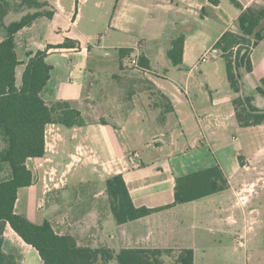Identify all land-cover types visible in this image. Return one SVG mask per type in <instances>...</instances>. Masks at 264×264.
<instances>
[{
  "label": "crops",
  "instance_id": "0c3cea01",
  "mask_svg": "<svg viewBox=\"0 0 264 264\" xmlns=\"http://www.w3.org/2000/svg\"><path fill=\"white\" fill-rule=\"evenodd\" d=\"M6 1L3 19L6 24L36 11L21 6L19 0ZM38 1L48 4L43 11L52 10L54 14L52 18H37L16 34V50L22 62L19 73L28 61L29 52L47 50V61L53 68L43 93L45 99L49 103L75 102L86 125L47 127L46 157L31 159L33 165L35 160L54 162L59 156L69 161L60 176L56 167L44 170V175L37 170L42 184L51 171L63 183L47 193L43 184L42 193L48 196L47 215L39 221L30 219L36 223L48 220L58 233L74 235L80 245L105 246L115 254L122 248L144 247L170 249L168 257H172L182 248H192L196 264L199 255L205 257V250L197 254V249L208 233L219 230L233 235L235 228L242 227L249 213L242 194L248 186L264 179V124L239 125L233 104L238 93L231 88L225 68L221 63L213 73L202 71L201 63L209 61L201 62V58L214 50L223 33L240 31L237 20L244 9L264 7V0H237L240 7L231 0ZM92 27L100 28L98 43L97 37L89 32ZM160 28L169 32V38L150 44L151 34ZM145 33L148 38H143ZM128 34L130 41L126 42L124 35ZM180 35L185 36L183 63L173 66L168 51L171 42ZM67 40L76 44L58 47ZM20 47L25 53L23 59L19 56ZM121 48L133 49L131 56L134 53L144 56L148 65L142 67L147 71L134 68L129 63L130 57L121 58ZM109 49L118 50L119 58L114 65L119 70L113 67L111 72L102 73L110 85L99 87L98 66L109 63L108 57L112 55ZM93 53L101 59L91 63ZM216 56L217 60H223L219 52ZM251 60L253 71L244 72L243 76L244 92L254 95L256 105L264 110V96L257 91L264 78V40L252 49ZM197 71L202 73L196 79ZM117 87L122 88L119 92L126 102L117 101L121 98L114 90ZM108 97L116 98V104L107 105L104 99ZM144 142L156 146L151 152L134 157L139 164L134 168L124 145ZM84 162L94 165L104 180L122 174L136 206L164 208L113 226L112 212L94 202L73 200L66 190L67 172ZM214 166L221 168L229 182L225 190L165 208L174 202L177 178ZM251 171L255 173L242 176ZM30 187L18 192L16 210L22 215L27 213L20 210V205ZM102 193L103 190L94 197ZM3 239V250L18 264H43L38 251L9 223Z\"/></svg>",
  "mask_w": 264,
  "mask_h": 264
},
{
  "label": "trees",
  "instance_id": "16d2710c",
  "mask_svg": "<svg viewBox=\"0 0 264 264\" xmlns=\"http://www.w3.org/2000/svg\"><path fill=\"white\" fill-rule=\"evenodd\" d=\"M21 6L35 8L34 13L6 24V0H0V135L6 146L0 152V162L10 165L8 176L0 178V264H18L3 250V233L7 223L39 253L43 264H105L116 260L118 264H195L192 248H182L174 260L166 261L172 250L162 248L128 247L114 253L105 246L80 245L72 234L58 233L50 221L36 223L17 212L18 192L33 184L34 172L31 159L46 157V130L50 124L68 128L84 126L86 121L75 102L56 101L49 103L44 97L51 78L52 65L47 61V50L28 53V61L21 73L22 62L17 54L16 34L31 25L37 18L53 17L52 10H42L45 2L19 0ZM215 3L219 0H211ZM240 7L237 0H231ZM239 32L226 31L214 45L226 61L229 84L238 96L234 98L235 116L241 127L264 124V110L259 108L252 94L244 92V72L253 71L252 49L264 40V7H248L237 20ZM76 42L65 41L58 47H69ZM185 36L171 42L168 57L173 66L183 63ZM53 47V46H49ZM133 49L121 48L120 57H131ZM140 65L147 60L140 56ZM257 91L264 96V78ZM106 194L111 212L118 225L146 217L160 208L136 206L122 174L108 176ZM228 180L219 166L177 178L174 202L165 208L194 201L220 192L228 187Z\"/></svg>",
  "mask_w": 264,
  "mask_h": 264
},
{
  "label": "rangeland",
  "instance_id": "374dc122",
  "mask_svg": "<svg viewBox=\"0 0 264 264\" xmlns=\"http://www.w3.org/2000/svg\"><path fill=\"white\" fill-rule=\"evenodd\" d=\"M84 26L85 24L82 23ZM155 29V28H154ZM157 29V28H156ZM100 28L92 27L91 30H89L90 33L95 35V38L97 37V40L95 39V42L98 43V39L100 37ZM41 33V32H40ZM133 35V34H132ZM146 36H143V38L147 37L148 34L145 33ZM153 38H149L148 41L150 44H157L158 42L165 41L166 38H169V32L162 31V28L155 30L153 34H151ZM124 40L126 42H129V36L124 35ZM138 38V39H143ZM147 41V40H146ZM112 55L111 57H108L109 63L107 61V65H99L98 66V73L96 75L97 77V83L99 87H104L105 85H110L109 81L104 78L105 75H102V73L111 72L113 67H116L114 65L115 59L119 58L118 50L117 49H109L108 50ZM103 52V51H102ZM19 56L23 59L25 58V53H23V48H19ZM98 58L101 59V56L99 55L97 57L96 53H93L90 59V62L92 63L94 60H97ZM131 58V57H130ZM129 58V59H130ZM218 62V63H217ZM223 68H225V74L227 73L226 68V61L223 59L222 61H219L216 59H212L208 63H201V69L202 71H208V72H215L217 68V64L221 65ZM120 64V62L118 63ZM117 64V65H118ZM117 70H119L118 66L116 67ZM132 67L129 69L131 70ZM133 69V68H132ZM196 79L201 76L200 71L196 72ZM135 74V73H133ZM136 76L139 77V72L136 73ZM141 76V75H140ZM141 78V77H140ZM121 87V86H119ZM114 89L117 91L116 95L118 102H126V98H124V95H122V88ZM98 89V88H97ZM120 91V92H119ZM90 92L95 96V91L90 89ZM114 92V91H113ZM119 94V96H118ZM95 100V99H94ZM116 98L114 97H108L104 99V101H107V105L111 107V105L116 104L115 103ZM150 113V112H149ZM151 114V113H150ZM146 116L147 113H144ZM201 118L205 122V115L202 113ZM240 139L245 141V139L240 135ZM6 146V143L2 141L1 135H0V152L1 150ZM93 147H96L92 145ZM156 145L154 143L147 144V142H144L142 144H125V152L126 156H128V159L131 162L132 167H138L139 164H137L138 159L134 158L133 153L135 151H138L139 153L145 152L149 153L152 151V148ZM98 147V146H97ZM36 161V164L33 165L32 161H29V165L31 169L34 172V180L31 187L28 189V195L24 199L20 205V210L25 212L27 214H23L26 217L30 219H36L35 221H39L42 216L47 215V202H48V196L43 195V184L41 180L38 177V169L41 170L42 174L44 173V170H51L53 167H56L58 171V176L63 173V170L65 168V162H68L69 159L65 160V158L58 157V159L54 162L52 161ZM61 161V162H59ZM40 163H43V165H40ZM10 172V165L8 163H1L0 162V178H4L8 176ZM60 172V173H59ZM254 171L247 172V174H242V176H248L249 174H254ZM45 174V173H44ZM43 174V175H44ZM105 177L107 173H104ZM67 179V189L68 192L71 194L73 200H80L81 202L85 203H97L101 205L104 209L106 208L111 213V206L109 198L105 192L106 190V182L104 180V177L101 176V174L95 170L94 165L84 163H78L76 166L71 168L70 171L67 172L66 175ZM249 189H246L244 193L242 194L245 202V206L248 204V218L243 219L244 224L242 227L240 226L239 229L235 228L234 234L231 235L228 232H220L215 231L213 233H208L207 238H204L202 244L200 247L198 246L197 254H203L202 250L204 249V256L197 259L196 264H264V179L262 178L259 182H256L252 186H248ZM103 190L104 193L97 195V197H94V194ZM79 198V199H78ZM39 204L44 205L43 208H39ZM47 206V208L45 207ZM112 216V214L110 215ZM186 218V217H185ZM189 217H187V220ZM111 220L113 221V226H118V224L115 222L114 217H111ZM171 220V219H170ZM34 221V220H32ZM175 256L168 257L165 256L166 261H172L174 260ZM115 264H118L115 261Z\"/></svg>",
  "mask_w": 264,
  "mask_h": 264
},
{
  "label": "built area",
  "instance_id": "2783aa9c",
  "mask_svg": "<svg viewBox=\"0 0 264 264\" xmlns=\"http://www.w3.org/2000/svg\"><path fill=\"white\" fill-rule=\"evenodd\" d=\"M218 53L217 50H212L211 52L205 54L204 56H202L201 58V62H207L210 61L213 58H216V54ZM129 63L134 67L137 68L139 71L141 72H146L147 70L145 68H143L140 65V57L138 54L134 53L131 58L129 59ZM134 157H139L140 153L138 151H135L133 153ZM40 165H43V163H40ZM47 173V172H46ZM55 173L53 171L49 172L48 175L49 176H44L43 178V184H44V193H47L49 191H51L53 188H57L59 187V185H61L63 183L62 179L60 180H56V178L53 177ZM51 182H53L51 184ZM44 205L39 204V208H43Z\"/></svg>",
  "mask_w": 264,
  "mask_h": 264
},
{
  "label": "water",
  "instance_id": "95a60500",
  "mask_svg": "<svg viewBox=\"0 0 264 264\" xmlns=\"http://www.w3.org/2000/svg\"><path fill=\"white\" fill-rule=\"evenodd\" d=\"M20 76H21V74H20Z\"/></svg>",
  "mask_w": 264,
  "mask_h": 264
}]
</instances>
